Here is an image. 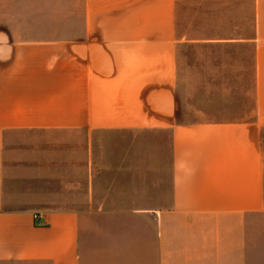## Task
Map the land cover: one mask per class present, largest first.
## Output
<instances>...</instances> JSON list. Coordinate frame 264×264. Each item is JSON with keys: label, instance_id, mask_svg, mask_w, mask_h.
Segmentation results:
<instances>
[{"label": "crops", "instance_id": "crops-1", "mask_svg": "<svg viewBox=\"0 0 264 264\" xmlns=\"http://www.w3.org/2000/svg\"><path fill=\"white\" fill-rule=\"evenodd\" d=\"M185 43L175 0H82L78 32L0 39V264H248V218L264 213V0L249 37L190 40L220 46L191 51V90L238 88L225 70L250 59L249 112L185 111ZM6 179L63 187L10 209Z\"/></svg>", "mask_w": 264, "mask_h": 264}, {"label": "rangeland", "instance_id": "rangeland-1", "mask_svg": "<svg viewBox=\"0 0 264 264\" xmlns=\"http://www.w3.org/2000/svg\"><path fill=\"white\" fill-rule=\"evenodd\" d=\"M81 6L82 0H0V39L2 42H8L9 38L26 39L36 34L48 37L53 33L78 32ZM175 20L176 35L184 38L186 42L179 47L180 53L183 52L187 56L181 64L183 70L180 76V92L184 98L185 111L190 112L189 104L194 103L205 111L207 117L215 119L237 117L249 112L254 103V76L250 59L248 63L239 66L236 58V62L232 61L231 66L225 70V79L239 86L235 89L204 87L191 90V70L188 67L193 60L192 50L220 48L212 45L192 46L190 40L228 36L244 38L253 33L254 0H175ZM233 48L238 46L231 45L228 49ZM216 62L219 64L221 58ZM205 71L203 70V76L206 80L208 76ZM222 71L220 69V72ZM192 93L197 94L194 102ZM61 187L63 186L18 185L14 180L6 179L5 207L11 209L27 206L32 200H36V196L42 195L40 190L43 193L54 194L53 197L56 198L60 196ZM32 189L35 192L31 191ZM55 202L78 208L77 200ZM247 230L248 264H264V213L250 216Z\"/></svg>", "mask_w": 264, "mask_h": 264}, {"label": "built area", "instance_id": "built-area-1", "mask_svg": "<svg viewBox=\"0 0 264 264\" xmlns=\"http://www.w3.org/2000/svg\"><path fill=\"white\" fill-rule=\"evenodd\" d=\"M39 218H40V215L36 213V214L34 215V219H35V221H39Z\"/></svg>", "mask_w": 264, "mask_h": 264}]
</instances>
